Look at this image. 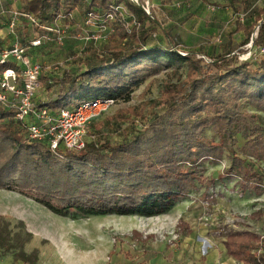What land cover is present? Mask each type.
Listing matches in <instances>:
<instances>
[{"label": "trees", "instance_id": "trees-1", "mask_svg": "<svg viewBox=\"0 0 264 264\" xmlns=\"http://www.w3.org/2000/svg\"><path fill=\"white\" fill-rule=\"evenodd\" d=\"M15 1L22 2L21 13L33 21L24 19L27 30L11 36L42 63L36 100L53 115L97 100L129 101L147 74L174 69L183 70L185 76L165 83L152 103L129 108L107 123L94 121L80 151L62 146L52 150L48 140H32L25 125L16 121L15 112L0 104V189L33 198L57 216L157 217L170 213L181 197L200 188L207 191L222 181L223 177L208 179L198 167L203 161L225 160L228 167L222 175L232 178L230 183L240 195L264 194V118L260 114L264 112V54L240 59L249 44L264 48V6L253 23L238 17L227 51L207 61L204 55L182 51V43L170 31L129 0ZM117 7L128 15L122 19ZM109 13H114L113 21L107 18ZM89 17L107 27L108 40L91 42L81 51L76 37L88 29ZM55 26L76 31L75 48H66L67 35L58 45ZM240 33L244 39L237 42L234 36ZM159 34L165 43L157 39ZM35 40L40 45L32 46ZM55 46H65L64 63L46 66L42 61L56 55ZM8 69L20 67L14 59L0 63V74ZM162 106L164 110L158 112ZM147 111L150 120L145 117ZM127 115L142 118L144 125L133 128L121 141L104 136L107 124L118 126L128 120ZM11 238L0 224V252L14 249ZM113 238L109 259L116 254L119 237ZM225 247L238 264H264V235L231 234ZM20 257L25 264L38 261L36 253Z\"/></svg>", "mask_w": 264, "mask_h": 264}, {"label": "rangeland", "instance_id": "rangeland-1", "mask_svg": "<svg viewBox=\"0 0 264 264\" xmlns=\"http://www.w3.org/2000/svg\"><path fill=\"white\" fill-rule=\"evenodd\" d=\"M166 1L140 0L142 5L151 4L152 14L161 26L182 43V51L204 55L207 61L227 51L228 36L235 31L238 17L245 23H253L264 5V0H257L252 5L243 2L240 13L234 10L231 15L156 14L154 4L161 6V10L166 13ZM210 6L215 9L214 12L217 11V7ZM220 8L227 9L229 6L223 4ZM15 13L21 14V11L4 9V15H0V25H3L0 30L7 28L10 31ZM25 22L22 17L18 20L15 28L17 34L25 32ZM65 31L69 41L66 48L70 49L75 45L76 31ZM234 38L241 42L244 34L240 33ZM157 39L165 43L162 34ZM250 45L247 46V52ZM64 47L55 46L53 51L56 55L44 59L43 64L52 67L64 63L67 54ZM244 54L247 53L240 54V57ZM184 73L183 70L174 72V69H165L158 74L141 77V84L134 88L129 101L119 100L95 122L107 123L109 118L120 112L152 103L160 97L165 83L178 82L184 78ZM245 107L251 109L247 105ZM156 110L162 112L164 108L162 106ZM260 114L264 118V112ZM127 117L128 120L118 126L116 123L112 126L107 124L104 136L121 141L125 134L143 124L142 118ZM145 117L152 119L150 111L146 112ZM227 167L225 160L203 161L198 167L201 173L208 179L223 177V180L214 182L207 191L200 188L181 197L170 213L157 217L57 216L33 198L0 189V216L3 217L0 224L10 233L15 245L10 252H0V264H25L20 257L22 253H36V264H107L109 260L111 264H153L159 255L177 264H205L213 254L227 261L230 257L225 254L224 246L231 234L254 231L264 235V194L256 200L246 192L240 195L237 186L230 183L232 178L222 175ZM114 236L119 237L116 239V254L109 259V252L115 245Z\"/></svg>", "mask_w": 264, "mask_h": 264}, {"label": "built area", "instance_id": "built-area-1", "mask_svg": "<svg viewBox=\"0 0 264 264\" xmlns=\"http://www.w3.org/2000/svg\"><path fill=\"white\" fill-rule=\"evenodd\" d=\"M129 1L136 6L143 7L153 22L159 23L152 14L149 2L147 5H142L140 0ZM209 8L212 11L215 10ZM115 11L121 13L122 19L124 15H128L123 7H117ZM21 17L33 21L24 13H15L10 23L11 34L17 35L15 28ZM114 17V13H109L107 16L111 21L114 20ZM86 25L88 29L83 32L84 34H79L76 37L81 43V51L91 42L95 44L107 42L108 35L105 25H98L92 17L87 19ZM54 33L58 45H63L66 31L58 26ZM40 43L39 40H35L32 42V46L36 47ZM250 46L249 52L240 57L241 60H248L254 54H264V48L256 49L253 45ZM27 51L28 49L23 48L19 39H16L11 47H4L0 50V63L14 59L20 67V70L8 69L0 74V104L15 112L16 121L25 125L28 136L32 140L38 142L48 140L52 150H57L60 146L72 151L84 149L89 137V126L114 107L115 100L84 103L77 108L64 109L59 114L53 115L48 109L37 103L36 96L40 89L39 77L43 72V67L42 63L31 58Z\"/></svg>", "mask_w": 264, "mask_h": 264}, {"label": "crops", "instance_id": "crops-1", "mask_svg": "<svg viewBox=\"0 0 264 264\" xmlns=\"http://www.w3.org/2000/svg\"><path fill=\"white\" fill-rule=\"evenodd\" d=\"M256 1L257 0H175V1L167 0L165 3L166 13L161 10L162 7L159 5L155 6L154 4V7H155V13L158 15H197V16L226 15V14L231 15L234 12V10L237 11L238 9V11H240L239 8L243 6V2H249L252 5V3ZM223 4H227L229 8L221 9L220 7ZM0 5H2L0 6V15H4L2 14L3 9L23 11V4L21 1L3 0ZM210 5H214L215 7H217V11L214 12L210 10L209 8L211 7ZM263 6L264 5H262L261 8ZM172 20L173 19H171V21ZM0 26L2 27L3 25ZM5 29L7 30V28ZM5 29L0 30V43H2L4 47H11L14 44V39L12 38L10 31L8 32V30L6 31ZM254 197H255L254 200H256L257 197L256 196ZM224 252L225 254H227L226 247ZM230 261H232L233 264H238L234 259L229 258L227 261H224L219 259L218 255L213 254L207 258L205 264H212L213 262H216V264H232ZM153 264H177V263L165 259L163 255H159L155 257Z\"/></svg>", "mask_w": 264, "mask_h": 264}]
</instances>
